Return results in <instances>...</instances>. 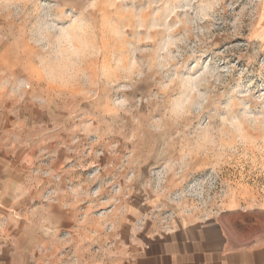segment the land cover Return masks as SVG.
<instances>
[{
    "label": "rangeland",
    "instance_id": "rangeland-1",
    "mask_svg": "<svg viewBox=\"0 0 264 264\" xmlns=\"http://www.w3.org/2000/svg\"><path fill=\"white\" fill-rule=\"evenodd\" d=\"M177 218L264 245V0H0V264H149Z\"/></svg>",
    "mask_w": 264,
    "mask_h": 264
},
{
    "label": "crops",
    "instance_id": "crops-1",
    "mask_svg": "<svg viewBox=\"0 0 264 264\" xmlns=\"http://www.w3.org/2000/svg\"><path fill=\"white\" fill-rule=\"evenodd\" d=\"M69 214L54 205V225L62 226ZM233 242L217 220L177 218L164 236L151 241L144 258L149 264H264V245Z\"/></svg>",
    "mask_w": 264,
    "mask_h": 264
}]
</instances>
